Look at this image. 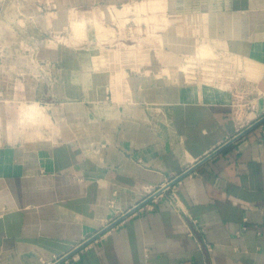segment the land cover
I'll list each match as a JSON object with an SVG mask.
<instances>
[{
  "label": "crops",
  "instance_id": "0c3cea01",
  "mask_svg": "<svg viewBox=\"0 0 264 264\" xmlns=\"http://www.w3.org/2000/svg\"><path fill=\"white\" fill-rule=\"evenodd\" d=\"M6 1L0 264H47L99 234L69 264H264V0ZM95 4L110 22L112 10L132 6L120 17L151 50L145 62L130 60L119 25L105 41L43 39L61 14ZM97 9L83 12L85 23ZM200 38L255 66L242 93L185 81L181 66L158 69L155 49L174 43L171 52L185 55ZM245 101L253 108L236 106ZM178 176L177 202L168 190L100 231L146 186Z\"/></svg>",
  "mask_w": 264,
  "mask_h": 264
},
{
  "label": "rangeland",
  "instance_id": "374dc122",
  "mask_svg": "<svg viewBox=\"0 0 264 264\" xmlns=\"http://www.w3.org/2000/svg\"><path fill=\"white\" fill-rule=\"evenodd\" d=\"M6 3H8L9 4L8 6L11 8H15V9H21L22 8L23 9V8H35V7H37V5L39 6L40 2L38 0H7ZM103 6L104 5H101V4L89 5L88 7L87 6H78L74 9H71L70 12L61 14L58 17L57 21L53 22V24L54 25L56 24L57 26L56 25L52 26V28L49 31L44 32L43 39H49V40L52 39V40L60 41L61 43H69L70 41H75L76 43L84 44V43H82L83 41H85V40L91 41L94 36H97L99 41H105L106 39L109 40V39L115 38V36H113L112 38L110 36H111V34L116 35V31L114 28H117V25H119L120 28L123 29V31L120 30V31H122L123 39L125 41H127V44H125V45L127 46V49L129 50L130 60H137L138 59L139 62L141 60H142V62H145L146 57L150 54L149 52L151 50H149L146 47L143 40H141L140 42L134 41L135 38H133V36L130 33L124 32V27H127V19L121 21V19H123V17H120V15L119 16L117 15L116 17L112 15L111 16L112 19L110 22L109 17L105 16V14L104 15L102 14L103 16L98 15V12H99L98 9L103 8ZM126 6H125V8H126ZM93 8H96V9L98 8L97 11L93 12V14L95 13L94 14L95 19L93 18V20H91V22L94 24H89L88 22L85 23L86 20L84 18L83 12L84 11L86 12L89 10L92 11ZM102 13H105V12H102ZM14 18L17 19L20 17L17 16V18L16 17H14ZM162 41H163V39H162ZM135 43H137L139 45H134ZM174 46H175L174 43H172V47H171L172 50L171 51H173ZM0 49L2 52L3 49L2 48H0ZM220 49L231 53L230 47L228 48L227 46H224L222 48L217 49L208 40H203L201 38L200 39H192L190 43H186L185 50L188 53L185 55H189V56L197 55L204 62V64H202L203 68L209 69L210 67H212V65H211V63H209V61H211L213 59V57L219 56L217 51H219ZM155 50H156L157 58L160 59V61L156 62L157 63L156 66L158 67L159 70H161L163 68H167V69L171 68L172 69V68H178V67L182 66L183 58L185 56L184 54L174 55V53L169 51V49L167 47L164 49L158 47ZM118 54H119L118 52L114 53V55L117 57L119 56ZM164 55H166L165 58H164ZM228 56H230V55H228ZM102 58H104V57H102ZM213 61H215V59ZM224 62H225V64L224 63L221 64L220 71H222V72L224 71V68H226V61H224ZM188 64H189V66H186L185 68H183L184 66H182L183 71L185 69L186 74H189L186 70L187 69L190 70V65L191 64L193 65V63H191V62H189ZM3 66L4 65L0 64L1 68H3ZM235 67L236 68L234 69L235 70L234 76H236L237 79H231V82H230V86H232L233 88L236 87V88L241 89L244 84H250L253 77L257 74V72H256L257 70L255 69V66L250 65V64H244L241 60H239V64H236ZM191 69L194 71V73L197 72V69L195 70V67L191 68ZM162 72H163V70H162ZM205 72L208 73L209 71L205 70ZM178 74L180 75L179 72H178ZM208 77H210V76H208ZM180 78L185 80V81H188V80L191 81L192 80L189 77L186 78V76H184V74ZM250 78H251V80H250ZM192 81H194V80H192ZM227 81H225V82L227 83ZM14 85H16L15 82H14L13 86ZM228 85L229 84H227V85L224 84L223 87H226Z\"/></svg>",
  "mask_w": 264,
  "mask_h": 264
},
{
  "label": "built area",
  "instance_id": "2783aa9c",
  "mask_svg": "<svg viewBox=\"0 0 264 264\" xmlns=\"http://www.w3.org/2000/svg\"><path fill=\"white\" fill-rule=\"evenodd\" d=\"M219 56H215L213 57V59L211 61H209V63H211L212 67H210L209 69H205L203 68L204 62L200 59V57H198L197 55L195 56H191L190 58L187 59V62L185 65V58L186 56L189 55H185L183 58V63L182 66H184V68L186 66H189V62L193 63V65H190V70L187 69L186 71L189 74L185 73V69H184V76H186V78H191L192 82H200V83H208V84H214L217 86H221L223 87V85H227L226 87H231L230 86V82L231 79H237L235 75V66L236 64H238L237 61V57H235L233 54H231L230 52H226L224 50H219L217 51ZM230 55V56H228ZM215 59V61H213ZM240 60V59H239ZM226 61V68H224V71H220L221 69V64L224 63ZM181 66V67H182ZM195 70L197 69V72L194 73V71L191 68H194ZM205 70L209 71L208 73L205 72ZM207 75V76H206ZM188 76V77H187ZM210 76V77H208ZM228 80V81H227ZM190 81V80H188ZM227 81V83L225 82ZM238 93H242L243 89H239V88H234ZM237 107H244V108H249L252 109L253 108V103L251 101H245L243 103H236ZM263 134H264V129L262 130ZM181 177H174L172 179H170L167 183L158 186V187H151V186H146L144 191H145V195L143 197V199L141 200L140 203H138L137 205H135L134 207H132L131 209L122 212L119 217L117 219H112L111 221H109L108 223H106V225L103 226V228L100 231H104L105 229H111L113 228L115 225L118 224L119 221H123L125 220L127 217H129L130 215L134 214L136 211L138 210H144V209H152L154 207L155 202L159 201V199L164 196V193L166 191H170L171 192V200L174 202L178 201V196H177V192H176V186L177 183L180 181ZM197 220L193 219V223H196ZM190 234L192 235L193 232L190 229ZM100 236V234H99ZM98 236V237H99ZM98 237H94V239H84L83 241H81L80 243H78L77 245H75L71 250L61 254V255H54L50 260L47 261V264H69L73 261H78L82 258L83 253L85 252V250L89 247V245L91 244V242L93 241H97ZM205 242V241H204ZM205 245L207 247L208 251H212L213 250V246L208 243L205 242Z\"/></svg>",
  "mask_w": 264,
  "mask_h": 264
},
{
  "label": "bare ground",
  "instance_id": "6f19581e",
  "mask_svg": "<svg viewBox=\"0 0 264 264\" xmlns=\"http://www.w3.org/2000/svg\"><path fill=\"white\" fill-rule=\"evenodd\" d=\"M160 4H161V3H160ZM131 7H132L131 5H127L126 8H125L124 10H123V9L121 10V9H118V8H117L116 11L112 10L110 14H111V16L113 15V16L116 17L117 15L119 16L121 13H123V12H125V11H126L125 13H127ZM109 12H110V11H109ZM94 14H95V13H94ZM94 14H93V13H92V14H88V15H91V20H93V18L95 19ZM101 14H102V13H101ZM103 15H104V13H103ZM95 16H96V15H95ZM100 16H101V15H100ZM115 17H114V18H115ZM100 22H101V21H100ZM108 30H109V29H108ZM174 74H175V73H173V75H174ZM165 75H166V74H165ZM171 75H172V73H171ZM166 76H167V75H166ZM167 77H168V76H167ZM172 77H173V76H172Z\"/></svg>",
  "mask_w": 264,
  "mask_h": 264
},
{
  "label": "water",
  "instance_id": "95a60500",
  "mask_svg": "<svg viewBox=\"0 0 264 264\" xmlns=\"http://www.w3.org/2000/svg\"><path fill=\"white\" fill-rule=\"evenodd\" d=\"M260 122H261V121H260ZM260 122H257V123L255 124V126L258 125V124H260Z\"/></svg>",
  "mask_w": 264,
  "mask_h": 264
}]
</instances>
